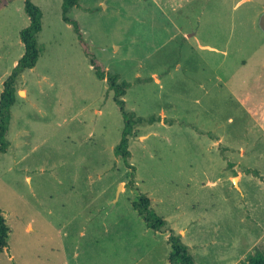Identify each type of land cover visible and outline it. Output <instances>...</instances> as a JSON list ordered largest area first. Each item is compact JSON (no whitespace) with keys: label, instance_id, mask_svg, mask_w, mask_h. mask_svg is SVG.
<instances>
[{"label":"rangeland","instance_id":"obj_1","mask_svg":"<svg viewBox=\"0 0 264 264\" xmlns=\"http://www.w3.org/2000/svg\"><path fill=\"white\" fill-rule=\"evenodd\" d=\"M42 11L37 64L16 83L0 154V264H166L169 232L196 264L264 257V0H79L89 52L130 83L124 116L63 0ZM25 0L0 9V96L25 52ZM236 178V183L234 179ZM141 194L165 220L146 225Z\"/></svg>","mask_w":264,"mask_h":264},{"label":"trees","instance_id":"obj_2","mask_svg":"<svg viewBox=\"0 0 264 264\" xmlns=\"http://www.w3.org/2000/svg\"><path fill=\"white\" fill-rule=\"evenodd\" d=\"M10 1L12 0H0V9L5 7ZM78 4L79 0H63L64 20L74 26L87 54L91 56V63L97 76L102 80H107L110 90L114 91L115 101L119 105L125 120L122 139L115 149V154L123 158L127 166L132 169L133 174L130 185L134 186L135 173L133 166L129 163V159L132 156L129 149L130 139L134 134L135 126L147 122L152 124L156 119L154 117L150 119L137 117L133 112H126L124 97L131 85L126 80L121 81L119 75L111 74L106 71L105 67H103L96 57L89 52L88 45L85 42L79 24L69 17L71 9L76 8ZM25 10L30 18V25L21 32V39L25 47V52L9 78L4 82L3 91L0 96V154L7 153L10 147L7 135L12 119V107L16 102L17 79L23 71L32 69L36 66L40 55L37 46V35L42 31V11L32 0H25ZM133 207L144 220L148 228L156 232L164 230L166 222L152 208L151 199L147 195L141 194L138 200L133 202ZM9 233L10 230L6 223V219L0 211V251L7 247ZM168 241L172 247L168 257L169 264H196L189 253L188 247L182 242L181 236H177L171 231L169 232ZM248 264H264V257L258 256L250 259Z\"/></svg>","mask_w":264,"mask_h":264},{"label":"water","instance_id":"obj_3","mask_svg":"<svg viewBox=\"0 0 264 264\" xmlns=\"http://www.w3.org/2000/svg\"><path fill=\"white\" fill-rule=\"evenodd\" d=\"M259 27L262 30V32L264 33V13L262 14V16L259 19ZM234 183H236V178L234 179Z\"/></svg>","mask_w":264,"mask_h":264},{"label":"crops","instance_id":"obj_4","mask_svg":"<svg viewBox=\"0 0 264 264\" xmlns=\"http://www.w3.org/2000/svg\"><path fill=\"white\" fill-rule=\"evenodd\" d=\"M168 237H169V235H168ZM171 250H172V247H170V252H171ZM166 264H169V261Z\"/></svg>","mask_w":264,"mask_h":264}]
</instances>
